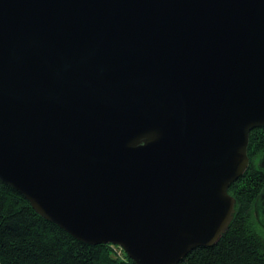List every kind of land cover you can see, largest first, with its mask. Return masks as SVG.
<instances>
[{
	"label": "water",
	"instance_id": "water-1",
	"mask_svg": "<svg viewBox=\"0 0 264 264\" xmlns=\"http://www.w3.org/2000/svg\"><path fill=\"white\" fill-rule=\"evenodd\" d=\"M261 128L264 0H0V181L82 243L215 246Z\"/></svg>",
	"mask_w": 264,
	"mask_h": 264
},
{
	"label": "trees",
	"instance_id": "trees-1",
	"mask_svg": "<svg viewBox=\"0 0 264 264\" xmlns=\"http://www.w3.org/2000/svg\"><path fill=\"white\" fill-rule=\"evenodd\" d=\"M264 129L250 134L246 173L229 189L236 213L228 231L209 248L180 264H264ZM0 264H134L117 246L82 243L45 220L30 203L0 181Z\"/></svg>",
	"mask_w": 264,
	"mask_h": 264
}]
</instances>
